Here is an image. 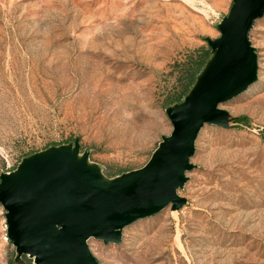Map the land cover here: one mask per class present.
Instances as JSON below:
<instances>
[{
    "label": "rangeland",
    "instance_id": "1",
    "mask_svg": "<svg viewBox=\"0 0 264 264\" xmlns=\"http://www.w3.org/2000/svg\"><path fill=\"white\" fill-rule=\"evenodd\" d=\"M231 4L0 0V175L75 138L107 178L142 168ZM250 41L257 81L221 106L248 123L205 125L179 191L187 204L126 227L118 245L90 239L99 264H264V16ZM14 258L0 205V264H33Z\"/></svg>",
    "mask_w": 264,
    "mask_h": 264
},
{
    "label": "water",
    "instance_id": "2",
    "mask_svg": "<svg viewBox=\"0 0 264 264\" xmlns=\"http://www.w3.org/2000/svg\"><path fill=\"white\" fill-rule=\"evenodd\" d=\"M264 16V0H232L216 25L219 36L205 38L208 61L184 99L165 109L172 131L163 136L140 169L107 178L80 153L79 139L21 159L0 175V205L14 262L99 264L90 239L118 245L123 230L165 208L180 211L179 195L195 166L191 158L201 129L231 128L221 108L246 92L258 76V55L250 32Z\"/></svg>",
    "mask_w": 264,
    "mask_h": 264
},
{
    "label": "trees",
    "instance_id": "3",
    "mask_svg": "<svg viewBox=\"0 0 264 264\" xmlns=\"http://www.w3.org/2000/svg\"><path fill=\"white\" fill-rule=\"evenodd\" d=\"M209 56H210V50H209V48H208V50H207V52L206 53H204V55L202 56V57H200L199 58V60L197 61V63H196V67L195 68H193L195 71H194V74H193V76H194V80H195V78L200 74V72H201V70H202V68H203V66H204V64L208 61V59H209ZM194 83V82H193ZM193 85V84H192ZM191 87L192 86H190L188 89H187V91L181 96V99H179L178 101H176V102H181L183 99H184V97L186 96V94L189 92V90L191 89ZM174 103V102H173ZM232 121V123L233 124H236V125H246L247 123H248V119L245 117V116H243V117H238V118H235V119H232L231 120Z\"/></svg>",
    "mask_w": 264,
    "mask_h": 264
}]
</instances>
